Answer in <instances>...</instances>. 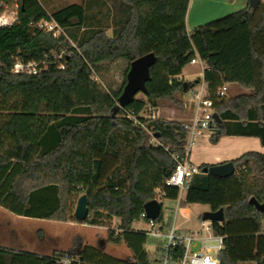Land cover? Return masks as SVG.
<instances>
[{
    "label": "trees",
    "instance_id": "trees-1",
    "mask_svg": "<svg viewBox=\"0 0 264 264\" xmlns=\"http://www.w3.org/2000/svg\"><path fill=\"white\" fill-rule=\"evenodd\" d=\"M0 2L18 4L15 21L0 26V208L25 219L72 222L73 199L86 195L83 223L101 227L104 217L115 218L118 224L107 232V242L123 243L132 253L124 260L89 245L51 255L0 247V264H58L60 257L70 264L156 263L144 248L148 237L132 226L157 190L162 200L177 199L178 190L165 186V180L176 167L172 156L184 155L187 131L178 121L139 115L164 100L180 105L175 95L201 82L177 80L197 56L221 120L209 142L254 137L264 147V1L190 34L185 28L189 0H84L50 13L38 0ZM40 21L55 22L65 37L55 39L38 29ZM68 39L77 48H69ZM63 48L71 54L59 70L51 53ZM149 53L154 62L142 98L121 104L130 63ZM17 60L39 64L40 71L13 74ZM118 60L127 68L117 89H105L91 78ZM224 84L244 93L218 99L216 90ZM230 162L233 176H192L180 203L222 210V221L211 223L213 233L223 238L220 264H264V214L249 204L251 198L264 202V154L249 151ZM211 166L199 165L201 171ZM156 222L171 225V219L164 225L162 202Z\"/></svg>",
    "mask_w": 264,
    "mask_h": 264
},
{
    "label": "rangeland",
    "instance_id": "rangeland-1",
    "mask_svg": "<svg viewBox=\"0 0 264 264\" xmlns=\"http://www.w3.org/2000/svg\"><path fill=\"white\" fill-rule=\"evenodd\" d=\"M41 6L48 13L62 8L70 4H83L84 0H38ZM18 10V4L5 5L0 2V26L10 24L12 19L16 17ZM12 15V16H11ZM109 21V20H108ZM107 25H110V22ZM103 22L102 25H106ZM82 32V30L80 31ZM81 34V33H80ZM106 34L110 37L111 29L106 30ZM67 38V37H66ZM69 46L71 44L74 47L77 45L72 40H67ZM65 49V48H63ZM127 68V62L118 60L114 63L106 65L100 70L98 79L96 82L103 88L108 86L117 89L123 79L124 70ZM199 70V67H185V73L190 74L195 69ZM234 90L238 93L244 91L237 86H233ZM136 98H142L141 94H137ZM228 90L226 91L225 99H228ZM178 104H173L169 101L159 102V118H170L180 120V123L188 122L189 115L183 114V103L185 98L180 95H175L174 98ZM193 157V156H192ZM191 157V159H192ZM185 191L181 192V202L184 197ZM81 195L75 196L72 201L73 211L75 210L76 202ZM162 213L163 221L166 226L171 219V223L176 230L179 231H194L200 230V222L202 216L209 211L208 206L193 204L186 206L187 212H184V207L177 203V200H162ZM103 216H105L103 214ZM207 223L209 221H206ZM118 221L113 219H107L104 217L103 226H89L84 223H79L76 220L68 223H59L48 220H35L16 217L4 209L0 208V245H7L10 248L30 251L38 253L39 255H51L53 252H67L75 251L78 248L89 245L101 249L104 253L119 259L130 260L132 253L121 243L114 245L107 242V232L116 228ZM134 230H148V226L145 223L136 222L133 224ZM165 228V227H164ZM203 232V231H202ZM164 243L161 238L148 237L145 245V250L152 263L155 261L157 264L159 260L158 246L160 247ZM212 245L214 242H208ZM67 250V251H62ZM250 264V263H241Z\"/></svg>",
    "mask_w": 264,
    "mask_h": 264
},
{
    "label": "built area",
    "instance_id": "built-area-1",
    "mask_svg": "<svg viewBox=\"0 0 264 264\" xmlns=\"http://www.w3.org/2000/svg\"><path fill=\"white\" fill-rule=\"evenodd\" d=\"M36 27L46 33H50L55 39H58L60 35L65 37L63 30L53 21H40L36 24ZM69 48H74V45L71 44ZM69 48L57 51V53H51V56L57 61L59 70L64 69V60L70 57ZM194 63H198L201 69L204 68L203 62L198 57L190 61V64ZM38 67L39 64L34 62L23 63L17 60L13 65L12 73L34 75L40 71ZM91 78L95 82L98 81L94 74H92ZM177 80H181L179 76ZM226 91L227 85L224 84L216 90V97L218 99L225 98ZM183 98H185L183 107L189 112L188 122L182 123L183 129L187 131V144L184 148L183 156H172L176 162V167L165 180V186L178 190L177 203L180 201L181 192L186 190L192 176L202 173L199 165H195L191 159L197 138L210 137L214 133L216 125L213 118L215 113L214 102L208 97L203 80L186 91L183 94ZM159 113V108L147 106L139 117L154 120L159 118ZM127 117L135 124H138V119L132 113H128ZM151 143L154 146L158 145L155 139H151ZM163 196V193L157 190L152 200L161 203ZM139 222H143L148 226V230H143L147 237L161 238L164 241L160 247L157 264H220L219 254L223 249V238L213 233L210 222L207 223L202 220L200 222V230L179 231L173 225L164 228L156 220L147 219L144 211L139 216ZM208 242H214V244L210 245ZM57 262L58 264H70L71 260L67 257H60Z\"/></svg>",
    "mask_w": 264,
    "mask_h": 264
},
{
    "label": "crops",
    "instance_id": "crops-1",
    "mask_svg": "<svg viewBox=\"0 0 264 264\" xmlns=\"http://www.w3.org/2000/svg\"><path fill=\"white\" fill-rule=\"evenodd\" d=\"M248 1L249 0H232V2H228L227 0H189V5H188L186 16H185V28H186L187 33L190 34V32L193 29L199 26H202L213 20L219 19L221 17H224L226 15H229L231 13H234V12H237V11H240L246 8L248 6ZM262 1L264 0H261V2ZM15 19L16 17L12 19L10 24L13 23ZM202 65L204 67L203 69H201L198 63H194V64L189 63L187 66H191V67L198 66L199 70L196 68L194 71H192V73L187 74L185 73V67H186L185 66L182 69V72L179 78L182 81L190 82V83H193L198 79L202 80L203 71L206 68L204 63ZM226 85H227L229 98L241 94L233 89L234 88L233 86H236V85H230V84H226ZM182 109L184 112L183 114L189 115V112L187 109H185L184 107ZM166 119L175 121V119H170V118H166ZM176 121L180 122V120H176ZM249 151H256V152L264 154V147L261 146L258 138L234 137V136L221 137L216 144H211L209 142V137L208 138L199 137L197 138L195 148L192 150L191 157L193 156L192 162L195 165H201V164L215 165V164L235 160L242 154L249 152ZM183 200H184V197L182 201ZM180 202H181V199L178 204L184 207V212H187L188 208H186V206H191V205H182ZM59 223H68V222H59ZM140 223H143V222H140ZM0 247L10 248L7 245H0ZM80 248H78L77 250H79ZM10 249H14V248H10ZM15 250H18V249H15ZM62 251H67V250H62ZM158 252H160V250ZM35 254H38V253H35ZM250 264H254V263H250Z\"/></svg>",
    "mask_w": 264,
    "mask_h": 264
},
{
    "label": "water",
    "instance_id": "water-1",
    "mask_svg": "<svg viewBox=\"0 0 264 264\" xmlns=\"http://www.w3.org/2000/svg\"><path fill=\"white\" fill-rule=\"evenodd\" d=\"M261 0H249L248 6L252 9H256ZM154 62V55L152 53L141 56L130 63L127 73L126 84L119 97L121 104L128 103L133 98L145 90V82L148 80V69ZM213 118L216 123H220L219 116L214 113ZM236 170L232 162H223L212 165L209 168H204L202 173L211 174L219 178H227L233 176ZM249 204L252 205L258 212L264 214V202L259 203L255 199L251 198ZM143 211L146 214L147 219L157 220L161 212V203L156 200H150L143 205ZM88 216V201L86 195H81L75 206L74 218L77 222L83 223ZM223 219L222 210L218 212H208L202 216L203 221L221 222Z\"/></svg>",
    "mask_w": 264,
    "mask_h": 264
}]
</instances>
